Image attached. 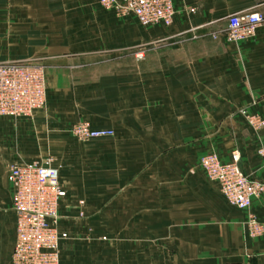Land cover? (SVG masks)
<instances>
[{
	"label": "crops",
	"instance_id": "obj_1",
	"mask_svg": "<svg viewBox=\"0 0 264 264\" xmlns=\"http://www.w3.org/2000/svg\"><path fill=\"white\" fill-rule=\"evenodd\" d=\"M174 6L171 26L144 27L97 0H0V63L36 61L47 82L44 110L0 117V264L17 235L8 169L47 157L67 192L61 264H264V236L247 237L248 212L199 165L238 149L264 181V131L248 125L264 120V22L250 40L225 38L229 16H264V0ZM80 121L115 136L78 140ZM253 211L264 223V202Z\"/></svg>",
	"mask_w": 264,
	"mask_h": 264
},
{
	"label": "built area",
	"instance_id": "obj_2",
	"mask_svg": "<svg viewBox=\"0 0 264 264\" xmlns=\"http://www.w3.org/2000/svg\"><path fill=\"white\" fill-rule=\"evenodd\" d=\"M105 10L121 17L134 16L144 27L171 26L176 14L174 0H97ZM260 12L228 17L225 38L241 43L256 36L263 24ZM138 57H142L139 54ZM47 104L45 67L36 61L0 63V117L31 118ZM248 122L259 129L264 120L249 116ZM81 141L115 136L110 128H94L88 122L71 127ZM264 160V147L258 150ZM241 153L234 150L227 162L215 153L200 158V167L211 181L220 185L226 200L247 211L244 231L249 238L264 235V224L250 210L264 197V183L250 179L240 166ZM8 179L13 186V209L17 217L16 244L12 264H61V243L67 235L58 230L59 207L67 195L60 182V170L51 159L27 165H11ZM83 205V202H81Z\"/></svg>",
	"mask_w": 264,
	"mask_h": 264
},
{
	"label": "rangeland",
	"instance_id": "obj_3",
	"mask_svg": "<svg viewBox=\"0 0 264 264\" xmlns=\"http://www.w3.org/2000/svg\"><path fill=\"white\" fill-rule=\"evenodd\" d=\"M47 105V104H46ZM46 107V106H45ZM45 109V108H44ZM44 109H42V110H44ZM80 122H86V121H80ZM79 123V122H78ZM89 123V122H88ZM90 124V123H89ZM249 125V128L251 129V131H253V133H256V134H259V135H261L262 133H263V131H264V126L263 127H261V128H259V129H257V128H255L254 126H252L250 123L248 124ZM73 126V125H72ZM71 126V127H72ZM69 134L72 136V137H74L73 135H72V133H71V128H70V130H69ZM74 138H76V137H74ZM77 139V138H76ZM79 140V139H78ZM261 147H264V144L262 145V146H260V147H258L257 149H256V155H257V157L259 158V159H261V161H263V163H264V160H263V158L259 155V153H258V150L261 148ZM235 150H238V149H235ZM241 153V152H240ZM241 158H242V154H241ZM47 159H51L52 160V158L51 157H47V158H45L43 161H45V160H47ZM42 161V162H43ZM53 162V161H52ZM199 162H200V160H199ZM240 162H241V160H240ZM200 165V164H199ZM242 170H244V169H242ZM244 172H245V174L250 178V179H252V180H255V181H260V182H263L264 183V181L261 179V178H256V177H252L250 174H248L245 170H244ZM256 202H264V197H262V198H260V199H258V200H256L255 202H254V204L256 203ZM240 210V209H239ZM242 211V210H241ZM251 212H253L259 219H260V217L257 215V213L256 212H254L253 211V207H252V209L250 210ZM247 212V211H246ZM261 221V220H260ZM262 222V221H261ZM263 223V222H262ZM264 224V223H263ZM264 236V235H263ZM263 236H261V237H263ZM261 237H259V238H261ZM250 239H258V238H250Z\"/></svg>",
	"mask_w": 264,
	"mask_h": 264
}]
</instances>
